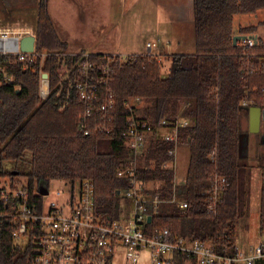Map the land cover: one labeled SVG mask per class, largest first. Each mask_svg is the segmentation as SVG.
Returning <instances> with one entry per match:
<instances>
[{"label":"trees","instance_id":"obj_1","mask_svg":"<svg viewBox=\"0 0 264 264\" xmlns=\"http://www.w3.org/2000/svg\"><path fill=\"white\" fill-rule=\"evenodd\" d=\"M258 10H264V0H193L194 54H139L122 61L118 55L89 54V60L98 65L112 58L107 88L115 106L113 131L94 132V125L103 122L99 106L107 90L99 86L87 122L92 132L85 135L81 123L86 105L75 88L83 80L76 65L84 53H67V43L58 36L50 17L48 0H38L35 50L47 53L42 65L40 58L22 63L16 56L0 55V176L23 177L31 187L90 179L96 186V210L111 220L119 219L121 197L117 191L127 182L116 171L130 156L123 141L131 113L127 102L141 99L144 107L136 109L137 117L151 125L181 112L192 121L179 134L190 152L185 181L174 187L173 170L162 167L170 159L173 144L149 142L141 178L164 182L163 202L150 210L151 221L144 231L156 235L169 229L174 235L209 241L218 251L233 254L238 220L249 210L251 166L243 155V121L250 107L264 112V74L261 70L250 75L242 72L240 49L232 42L233 19ZM256 30V26L240 27L238 35H253ZM258 41L254 52L264 54V40ZM170 57L176 66L164 76L163 60ZM256 60L251 59L255 68ZM40 66L49 79L45 99L39 95ZM61 67L65 68L62 75L58 72ZM244 102L248 104L244 106ZM4 162L15 163L14 168L6 169ZM216 176L226 180V188L211 213L205 192ZM173 190L187 202L186 209L169 202ZM259 220L264 228V186ZM11 230L6 223L0 225V264H29L31 245L24 249L15 246Z\"/></svg>","mask_w":264,"mask_h":264},{"label":"built area","instance_id":"obj_2","mask_svg":"<svg viewBox=\"0 0 264 264\" xmlns=\"http://www.w3.org/2000/svg\"><path fill=\"white\" fill-rule=\"evenodd\" d=\"M8 33L10 32L7 30L0 31V41L10 43L0 48V55L16 56L22 63L40 58L42 65L46 52L38 54L34 49L31 53H24L19 48L20 39L30 34L20 32L16 36H10ZM244 37L236 43L240 49L242 72L250 75L255 70H261L264 74V54L254 52L258 38L254 35ZM155 47V44L146 43V54L157 55L153 52ZM81 58L76 67L83 80L75 88L86 105L81 126L85 135H88L92 132L87 128V122L91 119L93 102L99 96L98 87H108L113 60L107 57L103 64L98 65L89 60L87 53L82 54ZM251 59H257L256 68ZM120 60L122 61L121 57ZM61 69L63 74L65 68ZM61 69L58 71L60 75ZM39 74V95L41 99H45L49 93V79L43 78L42 66ZM142 104L143 101L139 98L126 104L131 113L127 129L123 132V141L130 150V156L122 161L116 171V176L127 182L125 188L118 190L121 197L119 219L111 220L96 210V186L90 179L60 181L63 184L62 191L56 190L53 193L56 198L48 201L52 194L48 185L36 184L31 187L26 179L0 176V225L6 223L12 228L13 244L22 236L28 238L26 247L31 245L29 264H111L113 254L119 247L124 251L125 264H137L140 253L144 250L149 252L150 264H264V236L255 247L236 246L231 254L218 251L209 241L174 235L169 229L156 235L145 233L144 227L148 223V217H151L150 210L157 209L163 202L160 194L164 184L162 180L141 178L140 169L143 168L147 145L157 140L173 144V148L168 151L170 159L162 167L174 172L172 164L175 162L176 149L187 144L181 142L180 130L190 127L192 121L181 116L180 112L151 125L134 115L135 109ZM247 104L243 103L244 106ZM114 106V96L107 88L105 98L99 106L103 122L94 125V132L113 131L111 113ZM172 182L174 187L181 184L175 181V172ZM40 186L46 188L47 194H40ZM225 188L224 178L216 176L211 180L210 189L205 192L210 199L207 205L209 212H215ZM169 202L177 204L183 210L188 207L187 202L179 198L175 190Z\"/></svg>","mask_w":264,"mask_h":264},{"label":"rangeland","instance_id":"obj_3","mask_svg":"<svg viewBox=\"0 0 264 264\" xmlns=\"http://www.w3.org/2000/svg\"><path fill=\"white\" fill-rule=\"evenodd\" d=\"M38 0H0V26L9 31L8 35L16 36L20 32H25L30 35L36 36V5ZM110 2L115 3L116 0H95L93 3L85 2L86 4H80L79 0H50L51 16L56 23V29L59 35L64 38V30L61 26L64 24H58V17L62 15V21L65 18L69 21L67 27V33L74 34L77 39L71 40L73 49L75 45H81L85 51H88L90 44L100 42L104 48L99 51H109L111 53L116 44V41H121V38L126 37V42L131 43V39L136 41L140 37V33L143 31L145 35L143 40L154 39L155 27L158 25L157 18H160V4L161 0H120L117 4L124 2L126 9H124L125 28L120 29L116 18L112 20L110 13ZM93 7L97 8L94 9ZM131 11V12H130ZM130 13V15H129ZM129 15L128 20L127 17ZM264 21V10H258L254 14H242L235 15L233 19L234 35H238L240 27L256 26L257 30L253 34L255 37L264 40V26L260 25ZM143 26V28H141ZM194 25L188 26V30L185 27L186 43L182 53L194 54V41L193 30ZM2 29V28H1ZM191 32V33H190ZM187 34V36H186ZM95 40V41H94ZM97 41V42H96ZM146 44V43H145ZM144 50L142 54H146ZM176 46V43H175ZM72 51H77L73 49ZM175 48L171 50L166 49L162 55L179 53L175 52ZM90 52V51H89ZM76 53H79L76 52ZM125 60L128 55L124 53H117ZM176 66L173 58L163 60L162 73L164 76L169 75ZM63 69L60 73L62 74ZM144 103L137 109H142ZM136 114V109L134 111ZM243 115V114H242ZM248 116V115H247ZM242 117V116H241ZM244 118V117H243ZM243 131L246 133L244 139L243 155L247 157L248 163L251 166L250 181H249V210L247 216L238 220L237 223V247L250 248L255 247L261 242V238L264 236V228L260 226L259 220V206H260V192L264 186V144L260 142L261 135L264 134V121L261 123V129L258 134H250L248 131V117L243 121ZM190 152L189 147L186 144L178 146L176 149L175 162L172 164L175 172V181L177 183H183L187 174L189 165ZM5 168L12 170L15 163L4 162ZM23 171L28 172L26 169ZM7 178L8 176H1ZM25 179L23 177H19ZM51 196L48 199L54 200V192L56 190L62 191L63 184L60 181H50L48 184ZM65 198V194L62 195V199ZM15 245L20 249H24L28 243V238L22 236L15 240ZM111 264H125L124 251L119 247L113 254ZM137 264H150V255L147 250L140 253Z\"/></svg>","mask_w":264,"mask_h":264},{"label":"crops","instance_id":"obj_4","mask_svg":"<svg viewBox=\"0 0 264 264\" xmlns=\"http://www.w3.org/2000/svg\"><path fill=\"white\" fill-rule=\"evenodd\" d=\"M95 2V0H79L80 4H86L85 2ZM118 1L116 0L115 3L110 2V13L112 20L116 18L117 23L120 25L118 26L120 29L125 28L126 23L124 24L125 21V14H124V9H126V5H124V2H122L120 5L117 4ZM160 2V0H159ZM38 3V2H37ZM37 6V5H36ZM94 9H97L93 7ZM37 10V7H36ZM48 11L51 16V5H50V0H48ZM131 12V11H130ZM130 15V13H129ZM129 15L126 20H128ZM193 0H161L160 4V18L156 19L158 22V25L155 27L154 31V39H146L143 40V36L145 33L142 31L140 33V37L134 41L131 39V43L126 42V37L121 38V41L117 40L116 44L113 48V51L109 53V51H99L101 48H104L102 44H99L100 42H97V44H90L91 50L88 49V51H85L84 47L81 45H75L73 49H77V51H72L70 50V46H72L71 40L77 39L74 34L67 33L68 26H69V21L67 18L62 21L63 18V13L61 17L59 16L58 19V24H61L63 22L64 24L61 26V28L64 30V38H62L57 29V34L58 36L67 43V53L69 54H78L76 52L79 51V53H87V54H104V55H118L117 53H124L128 56L130 55H139L142 54L144 50V44L145 43H152L155 44L156 47L153 49V52L157 55H162V53H165V46L166 49L171 50L172 48H175V50L179 53H172V54H167L166 55H179V54H185L182 53L181 50L184 48V44L186 43L183 39L185 38V27L187 30L189 29L188 26H193L194 25V18H193ZM53 21V19H52ZM53 24L56 28V23L53 21ZM2 28V29H1ZM143 28V26H141ZM5 30L4 27L0 26V31ZM193 30V38H194V27L190 29V31ZM191 33V32H190ZM187 36V34H186ZM95 41V40H94ZM194 41V39H193ZM176 43V46H175ZM194 46V51H195V44ZM90 51V52H89ZM175 51V52H176ZM146 52V48H145Z\"/></svg>","mask_w":264,"mask_h":264},{"label":"water","instance_id":"obj_5","mask_svg":"<svg viewBox=\"0 0 264 264\" xmlns=\"http://www.w3.org/2000/svg\"><path fill=\"white\" fill-rule=\"evenodd\" d=\"M244 36L241 35H235L232 39L233 45H236V43L244 39ZM35 42L36 37L34 35H27L20 39L19 41V48L24 53H31L35 49ZM43 78L48 79V74L44 73ZM264 121V112L259 107H250L248 110V131L250 134H258L261 129V123ZM260 142L264 144V134L260 137ZM14 175L17 174V172L13 173ZM40 194L45 195L47 194L46 188L43 186L39 187ZM117 194H119V191H117ZM148 222L151 221V217H148Z\"/></svg>","mask_w":264,"mask_h":264},{"label":"bare ground","instance_id":"obj_6","mask_svg":"<svg viewBox=\"0 0 264 264\" xmlns=\"http://www.w3.org/2000/svg\"><path fill=\"white\" fill-rule=\"evenodd\" d=\"M10 42H12V41H10ZM8 44H10L9 41L2 40V41H0V48L4 47V46L6 47V46H8Z\"/></svg>","mask_w":264,"mask_h":264}]
</instances>
